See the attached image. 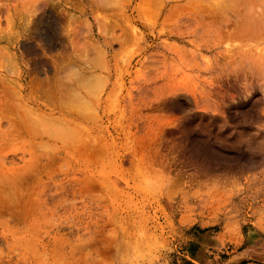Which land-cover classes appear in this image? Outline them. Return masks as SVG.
Listing matches in <instances>:
<instances>
[{
	"label": "rangeland",
	"instance_id": "1",
	"mask_svg": "<svg viewBox=\"0 0 264 264\" xmlns=\"http://www.w3.org/2000/svg\"><path fill=\"white\" fill-rule=\"evenodd\" d=\"M38 1L0 0V38L33 31L24 19ZM42 1L41 31L55 23L68 42L44 51L60 56L61 106L75 114L63 119L80 135L56 156L47 108L54 140L0 132V264H264V41L208 48L211 35L192 32L212 19L191 8L233 6L240 24L249 8L264 18V0ZM49 35L33 33L32 47ZM24 41H0L11 88L27 86Z\"/></svg>",
	"mask_w": 264,
	"mask_h": 264
},
{
	"label": "bare ground",
	"instance_id": "2",
	"mask_svg": "<svg viewBox=\"0 0 264 264\" xmlns=\"http://www.w3.org/2000/svg\"><path fill=\"white\" fill-rule=\"evenodd\" d=\"M102 1V0H101ZM108 1V0H107ZM145 1V0H144ZM150 1V0H149ZM153 1H155V2H153L154 3V5H155V3H157L158 2V0H153ZM47 2V1H46ZM45 1H42V0H39L38 2H37V4H34V2L32 3V7L31 8H29V10H28V12H27V14H26V18L24 19V21L27 23V25L26 26H34V30L32 31V27L29 29V31L27 32V27H25L26 28V30H25V28H24V33H22L21 35H18V37L19 38H26V41H24L23 42V48H25V49H29V48H32L31 50H29V51H35V53H34V55L33 56H35V57H33V59L32 60H30L29 62H27V65H28V67H26L25 68V70H24V73L22 74H20L19 75V81H25L26 82V85L27 86H25V87H23V84H22V86H19L20 88H18V87H16V86H13V88H11V85L10 84H13L14 82H12V81H10L9 80V78L8 77H4L3 75L2 76H0L1 78H0V132H2L6 137H4L3 138V140H4V142L6 141V139H7V141L6 142H15L17 139L19 140L20 139V137H29V138H31V139H34L35 137H36V139L38 138V140L40 139V141H41V145L42 144H45V143H48L49 141H51L50 139H52V140H54L53 138L54 137H52L54 134H55V136H57L56 138H55V141H57L56 142V146H57V148L53 151L54 153H55V151H56V156H58V155H60L61 153H62V150H61V152H60V149L64 146V144L62 145V147H61V145L60 146H58L57 144H62V141H63V143L64 142H68V139H71V137H73V135H77V134H74V132L72 131V130H75V128H76V126H75V128H73L72 130L71 129H69L68 128V126L69 127H72V126H70V124L69 125H67L68 123H70V122H68V120H67V122H65L66 120H64L63 118H66V116H67V113H71L72 112V110L70 111V107H69V109L67 108H63L64 106H61V102H62V97H64L63 96V94L66 96V97H68L66 94V90H65V88H64V86H63V84L61 83V81L63 80H61L59 77H60V72H61V75H62V73H63V71L64 70H62L61 71V65L59 64L60 62H59V58H60V56L58 57V56H52V57H48L47 56V54L45 53V49H46V51H57V49L58 48H62L63 47V45L65 44L64 42L66 41L64 38H63V34H61L62 33V31H60V29L59 28H57L56 26H57V24H55V23H53L52 25V29L51 30H49V31H47L48 29H46L45 28V26H44V29H46V34H44L42 31H41V29H42V27H40L39 25L41 24V22H43V18L45 17V14H46V12H50V8L48 9V10H46L47 9V6L49 5L48 4V2L46 3ZM103 2V1H102ZM248 2V1H247ZM249 2H250V0H249ZM252 2V1H251ZM152 3V4H153ZM34 4V5H33ZM48 4V5H47ZM104 4V3H103ZM145 4H147V5H149L148 3H143L142 4V7H143V5H145ZM158 4V3H157ZM217 4V3H216ZM215 4V6H212V5H199V6H196V7H191L193 10H194V13L195 14H198V17H199V19H204L205 17H206V15L207 16H209L210 17V19H212V21H209V22H206V23H204V22H202V24H198V23H196V29H195V31L194 32H192V34H194L195 36H203V34L206 32L207 34H205L207 37H210V35H211V41L210 42H207V46H208V48H211V49H218L219 47H221V44L224 42V41H228V42H230V41H234V40H237L238 41V39H242V38H248V39H250V40H257V41H260L261 40V42H263L264 41V21H263V19L264 18H261V17H259L258 18V15H251L252 13L250 12V11H252V8H249L248 10V12H247V15H246V17L243 19V21L241 20L240 22V24H239V21L237 22V19H235V16L234 15H232V12L234 11V12H237L236 10H235V8L236 7H233V6H227V5H222V4H218V5H216ZM230 4V3H229ZM146 5V6H147ZM231 5H233V4H231ZM156 6V5H155ZM257 6V5H256ZM148 7V6H147ZM151 7V5H149V9L146 11V7L144 8L143 7V9H144V11L146 12V13H148V14H151L150 13V11L149 10H151L152 8H150ZM251 7H252V5H251ZM140 8V7H139ZM255 7H253V9H254ZM257 9H258V7H256ZM153 9H156V8H153ZM158 9V8H157ZM156 9V10H157ZM141 10V9H140ZM156 10H153V13L156 11ZM52 11V10H51ZM143 11V10H142ZM143 11V12H144ZM158 11V10H157ZM254 11V10H253ZM255 12V11H254ZM146 13H143L144 14V16H146L147 14ZM158 13H159V11H158ZM157 13V14H158ZM264 13V12H263ZM48 14V13H47ZM146 14V15H145ZM155 15H156V12L154 13ZM159 15V14H158ZM53 16V15H52ZM152 16V15H151ZM254 16H256V17H254ZM153 17V16H152ZM264 17V16H263ZM154 18V17H153ZM256 18V19H255ZM151 19V18H150ZM46 21L48 20V18L47 19H45ZM52 20V19H51ZM56 19L54 18V21H55ZM45 22V21H44ZM24 23V22H23ZM45 24H48V23H45ZM49 24H51V23H49ZM59 26V25H58ZM116 26V25H115ZM114 26V27H115ZM54 27V28H53ZM62 27V26H61ZM63 30H64V28H62ZM61 29V30H62ZM30 31H32V33L30 32ZM35 31V32H34ZM30 32V33H29ZM33 33H36L37 35H42V36H48V34L50 33V37H49V39L47 40V43L44 41V39H42V42H41V40L39 39V37H38V39L40 40L39 42H41V43H39L40 45H38L37 47H35L36 49H34V47H32V46H34L31 42H30V39H31V37L30 36H32V34ZM40 33V34H39ZM18 34V33H17ZM210 34V35H209ZM65 36H67V35H65ZM18 37H15V39L14 38H12V36H9V37H1L0 38V41H5L7 44H14V42H16L17 40H18ZM205 37V36H204ZM41 38V37H40ZM47 38V37H46ZM33 39H35V38H33ZM119 40V39H118ZM38 42V41H37ZM37 42H35V43H37ZM260 42V43H261ZM34 43V42H33ZM34 43V44H35ZM66 43L67 44H65V45H68V42L66 41ZM20 44H22V43H20ZM36 45V44H35ZM12 46V45H11ZM235 47V46H234ZM233 47V48H234ZM44 48V49H43ZM232 48V47H231ZM236 48V47H235ZM234 48V49H235ZM42 49V50H41ZM66 49V48H65ZM62 50H64V49H62ZM27 52H29L28 50H26ZM33 51V52H34ZM41 51V53L39 54V52ZM230 51V50H229ZM231 51H232V49H231ZM234 52V51H233ZM233 52H231V53H233ZM58 53H60V52H58ZM1 54V53H0ZM6 55V54H5ZM48 55H50L51 56V54H48ZM56 55V54H55ZM59 55V54H58ZM4 56V54L2 55H0V58L1 57H3ZM9 56V55H8ZM235 57V55H229V57L228 58H230V59H232V58H234ZM5 59H7V57L5 56L4 57ZM3 58V59H4ZM2 59V58H1ZM0 59V60H1ZM61 59H63V58H61ZM10 60H12V58H10ZM61 61V60H60ZM73 64V63H72ZM10 73H12V71H9ZM8 72V73H9ZM52 73V77L53 78H50L49 77V75ZM12 75V74H11ZM18 75V74H17ZM236 76H234V77H228V81L230 82V81H237V80H240L241 78H242V76L240 77V76H238L239 75V73H237V74H235ZM242 75V74H241ZM43 77V78H42ZM244 77V76H243ZM62 78V77H61ZM64 78V77H63ZM12 80V79H11ZM75 81H76V79H75ZM10 83V84H9ZM64 83V82H63ZM73 83V82H72ZM81 85V83H83V82H79V81H77V85H79V84ZM6 84H8L9 86H7V87H4ZM16 84V83H15ZM69 84V83H68ZM74 84V83H73ZM19 85V84H18ZM66 86H67V84H65ZM74 85H76V84H74ZM79 85V86H80ZM84 86V83L82 84V86H80V87H83ZM15 87H16V89H18V91L16 90L15 91ZM69 87V86H68ZM68 87L66 88V89H68ZM71 87H73V89L72 88H70L69 87V91H71L72 90V92L73 91H75V92H77V90L76 89H78V88H76L75 86H71ZM75 87V88H74ZM79 87V89L78 90H81V88ZM65 92V93H64ZM41 94V96L39 97L38 95H40ZM81 94V93H80ZM77 95H78V97L80 96L79 95V92H77ZM77 97V96H76ZM81 97H83V96H81ZM108 97V96H107ZM80 98V97H79ZM45 99V100H44ZM46 99H47V101H48V103L47 104H45V103H43L42 101L44 100V101H46ZM64 99H67V98H64ZM82 99V98H81ZM80 99V101H82ZM84 101H85V99H83ZM66 101V100H65ZM110 101V100H109ZM84 103V102H83ZM86 103V102H85ZM85 105V104H84ZM86 105H87V103H86ZM32 106V107H31ZM73 106V105H72ZM78 106V105H77ZM77 106H75V107H77ZM29 107H30V110H29ZM34 108H38V109H36V110H34ZM45 108H47V109H45ZM86 107H84V109H85ZM88 108V107H87ZM31 109H33V110H31ZM48 110V111H50L51 112V114H50V116H51V119H53L54 117H55V115L56 116H58V117H56L55 119L57 120V118H58V121L56 122V120L55 119H53V120H55V125L57 124V127L56 126H53L54 124L52 123V124H50L51 123V121H50V118H49V116H47V115H49L48 113H43V110ZM67 110V111H66ZM75 110V109H74ZM79 110V109H78ZM78 110H76V111H78ZM68 111H70V112H68ZM76 111H74V112H76ZM81 111V110H80ZM88 111H89V109H88ZM67 112V113H66ZM81 112H86V111H84V110H82ZM77 113H79V114H76V115H78L77 116V118H75L74 120H71V121H74L75 122V120H79L78 119V117L80 118L81 116L82 117H87V116H83L82 115V113H80V112H77ZM45 114H47L46 116H44V117H46V119H47V117L49 118V119H47V120H49L50 121V123H48L47 122V126H49V125H51L52 127H54L55 129H57L58 128V130H52V127L51 126H49V127H51V129H48L49 127H47L46 125H43V123L45 124L46 123V121L45 122H42L45 118L43 117V115H45ZM71 114H74L73 112L71 113ZM81 114V116H79ZM85 114H87V113H85ZM32 115H34V116H32ZM75 115V114H74ZM73 115V116H74ZM87 115H90V114H87ZM37 116V117H36ZM68 116L70 117V115L68 114ZM73 116H71V119H73L72 117ZM92 116V115H91ZM40 118L41 120H37V121H39V122H37V123H39L40 124V126H43V128L42 127H39V124H38V126L36 125L37 123L35 122H33V120L35 119V118ZM62 117V118H61ZM34 118V119H33ZM87 118H89V117H87ZM33 119V120H32ZM82 119H84V120H87L86 118H82ZM61 120V121H60ZM62 120L64 121V123H65V127L62 129V127H63V122H62ZM42 123H41V122ZM53 122V121H52ZM61 122H62V124H61ZM67 123V124H66ZM42 124V125H41ZM62 125V126H61ZM80 125V124H79ZM5 126V130H1L3 127ZM44 126H45V128L47 127V132H50L51 134L52 133H54L52 136H51V134L50 135H48L47 133H45V135L43 134L44 133V131H46V129L44 128ZM61 126V127H60ZM79 127V126H78ZM39 128V129H38ZM53 128V129H54ZM68 129V131L70 132V135L68 136V132L66 133L67 134V136L68 137H70V138H65V136H66V134H65V136L63 137L64 139H67V141H64V139H62L61 138V136L60 135H62L61 133H65V131H67V130H64V129ZM85 129H86V127H84ZM43 129H45L44 131H43ZM63 130V132H61L60 133V130ZM79 129V128H78ZM77 130V129H76ZM80 130V129H79ZM83 130V129H82ZM40 131H43L42 133L40 132ZM53 131V132H52ZM58 131V132H57ZM81 131V130H80ZM80 131L78 132V133H80ZM35 132V133H34ZM36 132H40L41 134H43V135H40V134H38V133H36ZM57 132V133H56ZM86 132V131H85ZM1 133V134H2ZM18 133V134H17ZM23 133H25V135L27 134V136H24L23 135ZM81 133H82V131H81ZM2 134V135H3ZM39 136H38V135ZM47 134V135H46ZM71 134H73L72 136H71ZM33 135H35V137L34 138H32L33 137ZM80 135V134H79ZM79 135H77V136H79ZM38 136V137H37ZM45 136L47 137H49V138H45ZM88 136V135H87ZM86 136V137H87ZM14 137H16L17 139H15ZM50 137H52V138H50ZM81 137V136H80ZM1 138V137H0ZM28 138V139H29ZM74 138V137H73ZM77 138L78 137H75L74 138V140L76 139L77 140ZM35 139V140H36ZM46 139V140H45ZM90 139V138H89ZM9 140V141H8ZM21 140H22V138H21ZM20 140V141H21ZM26 140V139H25ZM25 140H23V141H25ZM82 140H83V138H82ZM87 140V139H86ZM94 140V139H93ZM23 141H21L20 142V144L23 142ZM80 138H79V141H77V142H79L80 143ZM84 141V140H83ZM18 142V141H17ZM29 141H27V142H25V144L24 145H26V143L27 144H31V142H29ZM71 142H72V140H71ZM70 141L67 143L68 145H69V143H71ZM76 142V143H77ZM85 142V141H84ZM89 143L88 144H90L91 142L90 141H88ZM99 142V141H98ZM8 143H6V144H8ZM38 143V142H37ZM40 143V142H39ZM65 143V144H66ZM87 143V142H86ZM3 144V143H2ZM5 144V145H6ZM12 144V143H11ZM17 144V143H16ZM35 144H36V142H35ZM75 144V143H74ZM100 144V143H99ZM10 145V144H9ZM23 145V144H22ZM34 145V144H33ZM32 145V146H33ZM37 145V144H36ZM81 145V144H80ZM85 143H84V147H85ZM91 145V144H90ZM96 145V144H95ZM94 145V146H95ZM102 145V144H101ZM3 146V145H2ZM48 146V145H47ZM50 146V145H49ZM55 146V147H56ZM76 146V145H75ZM82 146V145H81ZM88 146V148H89V145H87ZM31 150H32V148L30 147V146H28ZM40 147V146H39ZM39 147H37V148H39ZM41 147H43V146H41ZM54 147V148H55ZM69 147V146H68ZM74 147V146H73ZM96 147V146H95ZM98 147V146H97ZM106 147V146H105ZM25 148V147H24ZM28 148V149H29ZM94 148V147H93ZM100 148H101V146H100ZM99 148V149H100ZM5 149H6V147H5ZM67 149V148H66ZM75 149H77V148H75ZM79 149V148H78ZM45 150V149H44ZM51 150V149H50ZM36 151H38V150H36ZM41 151V150H40ZM64 151H66V150H64ZM79 151V150H78ZM84 151V150H83ZM97 151V150H96ZM99 151V150H98ZM35 152V151H34ZM45 152H46V150H45ZM68 152V151H67ZM66 152V153H67ZM85 152V151H84ZM31 153V152H30ZM52 153V152H51ZM71 153V152H70ZM25 154V153H24ZM33 154H35V153H33ZM65 154V153H64ZM41 155H43L42 153H41ZM50 155V154H49ZM54 155V154H53ZM68 155H70V154H68ZM4 156V155H3ZM33 157H34V155H32ZM68 157H71V156H68ZM1 158V157H0ZM3 158V157H2ZM30 158H31V155H30ZM1 160V159H0ZM4 161V160H3ZM1 162H2V160H1ZM254 163V162H253ZM2 164H3V162H2ZM2 164H0V165H2ZM4 165V164H3ZM100 183L102 182V181H99Z\"/></svg>",
	"mask_w": 264,
	"mask_h": 264
}]
</instances>
